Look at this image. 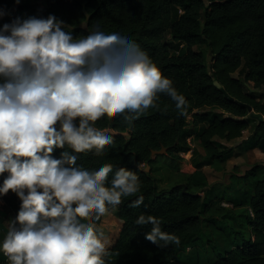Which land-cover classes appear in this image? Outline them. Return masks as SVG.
I'll use <instances>...</instances> for the list:
<instances>
[{
    "label": "trees",
    "instance_id": "obj_1",
    "mask_svg": "<svg viewBox=\"0 0 264 264\" xmlns=\"http://www.w3.org/2000/svg\"><path fill=\"white\" fill-rule=\"evenodd\" d=\"M0 11L4 13L0 26L18 17L47 18L51 14L63 21L64 31H70L74 37L88 35L97 27L105 34L118 33L147 52L163 75L172 80L178 94L183 95V110L177 109L171 97L160 94L158 106L144 111L131 123L125 119L127 113L118 115L114 131L129 132L130 138L108 132L113 143L101 155H96L94 149L75 154L77 166L90 171L113 165L109 185L121 167L139 177L140 190L133 196L122 197L118 205L122 226L115 243L107 248L108 254L102 257L105 264H181L180 253L200 238L208 218L205 213L211 207L221 209L201 193L209 185L202 169H181V152L189 149L188 115H192L196 126L205 123L197 138L209 163L218 169L233 155L234 147L218 142L217 137L233 140L253 128L251 137L255 144H264V120L252 117L248 107L251 105L254 111L264 114V102L256 90L264 89V0H0ZM25 13L28 15L23 16ZM208 54L212 55L211 61ZM242 65L247 69L245 79L253 82V91H247L235 75ZM215 79L232 98L215 84ZM204 107L215 110L201 111ZM110 122L105 116L95 127L109 130ZM163 146L164 153H153ZM63 151L71 149L67 145L56 148L54 158L59 159ZM160 161L171 170L169 186L165 188L160 187L154 174ZM148 164L150 171L144 170ZM259 170L255 166L250 173L257 174ZM6 177L1 175L0 186ZM179 183L187 185V192L182 185L176 186ZM140 197L143 202L133 207ZM0 198L6 201L15 221L20 199L12 191ZM246 202L252 234L246 237L238 229L243 242L232 243L233 248L212 264H264L263 174L255 178ZM141 214L158 218L161 230L174 234L180 243L161 246L148 241L145 236L152 226L137 225ZM99 219L101 216L97 218L93 213L82 222L95 223ZM2 222L0 219V225ZM0 264H9L5 256L0 258Z\"/></svg>",
    "mask_w": 264,
    "mask_h": 264
},
{
    "label": "clouds",
    "instance_id": "obj_2",
    "mask_svg": "<svg viewBox=\"0 0 264 264\" xmlns=\"http://www.w3.org/2000/svg\"><path fill=\"white\" fill-rule=\"evenodd\" d=\"M160 94L184 109L172 80L118 33L97 27L74 37L51 14L0 26V175L8 173L0 195L12 191L21 201L0 246L9 264H105L103 233L82 221L135 195L139 177L121 167L109 185L113 165L90 171L77 166L75 154L101 155L113 137L96 122L127 113L131 123L157 107ZM65 145L71 152L54 158ZM136 223L152 226L145 238L154 244L180 243L152 215L141 214Z\"/></svg>",
    "mask_w": 264,
    "mask_h": 264
},
{
    "label": "rangeland",
    "instance_id": "obj_3",
    "mask_svg": "<svg viewBox=\"0 0 264 264\" xmlns=\"http://www.w3.org/2000/svg\"><path fill=\"white\" fill-rule=\"evenodd\" d=\"M28 13L23 14L27 16ZM87 36V35H83ZM169 38V36H168ZM183 48V44H180ZM206 50V46L203 47ZM209 55V54H208ZM212 60V59H211ZM246 67L242 65L235 75L243 81V85L247 91H253V82L246 80ZM264 102V89H256ZM215 107H204L201 111L212 113ZM190 135L187 137L188 150L182 151L187 154V151L193 148L190 162L186 155L182 161V170L193 172L201 168L204 175L207 177L209 185L206 190L201 191L202 195H207L211 200L215 201L217 207H211L205 216L208 217L205 222V227L200 233V238L192 243L188 248L184 249L179 256L181 264H212L219 256H224L225 253L233 248L232 243H241L243 239L239 237L238 229L243 231L246 237L252 234V228L248 223L249 206L246 202L251 194L253 183L257 175H264V144H255V139L251 137L253 128L244 131L242 137L225 140L217 137V141L225 146H233L234 152L229 158L221 163V169H218L209 163L204 148L199 144L197 135L203 124L195 125L193 117L188 115ZM255 125L256 121H251ZM260 167L257 174H251V169ZM171 170L162 162H158L154 168V174L158 177V182L161 188L169 186V176ZM248 174V178H246ZM246 175V176H245ZM244 201L243 204L237 205L236 202ZM250 213V212H249ZM117 214V213H116ZM118 216V215H117ZM0 219H3L0 225V246H2L13 221V214L7 208L3 211ZM106 223V221H105ZM87 224L94 226L99 232L106 237L107 232L104 229V219H99L97 222L89 221ZM122 224L114 223V228H121ZM119 234V233H118ZM116 235V234H115ZM111 240L112 234L109 235ZM3 252L0 251V258Z\"/></svg>",
    "mask_w": 264,
    "mask_h": 264
},
{
    "label": "crops",
    "instance_id": "obj_4",
    "mask_svg": "<svg viewBox=\"0 0 264 264\" xmlns=\"http://www.w3.org/2000/svg\"><path fill=\"white\" fill-rule=\"evenodd\" d=\"M181 166H182V164H181ZM181 169H183V168L181 167ZM185 172H187V171H185ZM7 208L9 209L8 206H6V205L3 206V209H1V211H0V217L3 213V211H5ZM117 209H118V205H116V206L109 205L108 211L102 216V220L104 219V229L107 232L106 237L104 236V238H105L104 243L106 245V249L115 243V241L117 240L118 235H119L118 233L121 229V228H118V233H117V230L114 228V223L122 224V220L116 214ZM10 212L12 213L11 210H10ZM105 221H106V223H105ZM110 234H112V236H113L112 240L110 238H108ZM3 256H4V254H3Z\"/></svg>",
    "mask_w": 264,
    "mask_h": 264
},
{
    "label": "water",
    "instance_id": "obj_5",
    "mask_svg": "<svg viewBox=\"0 0 264 264\" xmlns=\"http://www.w3.org/2000/svg\"><path fill=\"white\" fill-rule=\"evenodd\" d=\"M208 59H209V61H211V59H212V55L210 54L209 56H208ZM215 84L218 86V87H220L223 91H225V93L228 95V93L226 92V90H225V88L221 85V83H220V81L219 80H217V79H215ZM229 96V95H228ZM230 97V96H229ZM230 98H232V97H230ZM248 107H249V109L252 111L251 112V116L252 117H254V118H256L258 121H263L264 120V114L262 113V112H257V111H254L253 110V108H252V106L251 105H248ZM118 116V115H117ZM116 116V117H117ZM115 118H111V122H110V129L109 130H107V129H105V130H101V131H104V132H106V133H108V132H112V133H120V134H123V135H125V136H127L128 138H130L131 137V134L129 133V132H123V131H121V132H116V131H114V126H115V120H114ZM100 130V129H99ZM166 151V147L165 146H163L162 147V149H160V150H153V153H164ZM144 170H146V171H150L151 170V166L148 164L145 168H144ZM180 185H182L183 186V191L184 192H187V185L185 184V183H179V184H177L176 186H180ZM208 187H206L205 189H207ZM195 195H197V194H199V193H194Z\"/></svg>",
    "mask_w": 264,
    "mask_h": 264
},
{
    "label": "built area",
    "instance_id": "obj_6",
    "mask_svg": "<svg viewBox=\"0 0 264 264\" xmlns=\"http://www.w3.org/2000/svg\"><path fill=\"white\" fill-rule=\"evenodd\" d=\"M192 151H193V148L192 149H190L189 151H187V154H185V153H183V152H181V155H182V157L184 158V155H186V158L188 159V160H186L185 158V163L186 162H190V159H191V157H192ZM183 159V160H184ZM4 174H6V175H8V173H4ZM0 177H1V175H0ZM7 206V203H6V201L4 200V199H2V198H0V211H1V209H3V206ZM5 256V255H4ZM5 260L9 263V261H8V259H7V257L5 256Z\"/></svg>",
    "mask_w": 264,
    "mask_h": 264
}]
</instances>
